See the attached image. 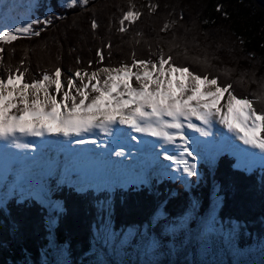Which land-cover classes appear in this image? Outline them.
<instances>
[{"label":"trees","instance_id":"trees-1","mask_svg":"<svg viewBox=\"0 0 264 264\" xmlns=\"http://www.w3.org/2000/svg\"><path fill=\"white\" fill-rule=\"evenodd\" d=\"M60 2H38L35 18L52 17L50 25L35 26L41 30L39 36L0 43L5 49L0 75L27 68L25 79L31 82L41 78L44 70L59 66L66 77L77 68L91 71L131 63L133 55L156 60L158 51L168 54L171 49L178 64L217 75L221 84L233 85L238 97L252 98L257 111L264 110V99L259 98L264 96V0H89L87 5L68 7ZM132 5L142 15L134 23L125 22L127 31L121 32L122 13ZM151 5L158 7L152 11ZM93 19L96 29L91 27ZM165 24L170 27L162 30ZM201 173L205 179L188 190L170 179L160 184L154 179L151 189L141 185L111 192L61 187L57 197L63 200V209L52 212L57 217L52 252L46 209L28 198L19 203L12 199L6 210L0 208V264H136L134 252L148 236L160 248L171 242L181 245L186 231L174 236L166 226L178 224L191 212L196 198V214L206 216L214 193V223L233 233L240 250L261 245L264 174L236 168L227 154L221 156L212 176L205 167ZM101 200L110 202L108 212L99 206ZM159 207L162 214L153 218ZM195 225L193 217L189 226ZM127 230L132 235L122 245ZM144 232L147 236L141 237Z\"/></svg>","mask_w":264,"mask_h":264},{"label":"snow or ice","instance_id":"snow-or-ice-1","mask_svg":"<svg viewBox=\"0 0 264 264\" xmlns=\"http://www.w3.org/2000/svg\"><path fill=\"white\" fill-rule=\"evenodd\" d=\"M88 3L89 0H70L67 6ZM150 7L155 11L158 5ZM141 15L134 5L130 6L122 13L119 31H127L125 22L134 23ZM51 23L49 16L2 30L0 43L39 36L41 30L35 26ZM91 27H98L95 19ZM169 27L165 24L162 30ZM4 52V47L0 46V64ZM98 56L102 62V50ZM91 63L89 61V66ZM204 63L207 64L206 59ZM23 64L21 60L20 65ZM27 71V68L17 67L0 75V140L16 148L34 146L21 143V137H63L68 139L69 148L73 143L94 144L95 140L83 139L94 130L113 137L115 142L123 136L116 126H127L131 132L158 138L162 141L160 147L165 149V158L183 164L182 171L187 176H196V163L185 159V156L195 159L185 130L208 137L213 123L218 122L244 145L264 153V136L261 135L264 110L257 111L254 99L238 97L233 85L221 84L217 75L206 71L196 73L189 66L178 64L171 49L168 54L158 51L156 60L136 59L133 55L131 63L91 71L77 68L66 77L57 66L52 71L44 70L41 78L28 82ZM133 79L137 82L135 86ZM259 98L264 99V96ZM77 137L79 139H75ZM130 138L137 139L136 136ZM165 145L178 148L179 156L168 155ZM115 154L123 156V148Z\"/></svg>","mask_w":264,"mask_h":264},{"label":"rangeland","instance_id":"rangeland-1","mask_svg":"<svg viewBox=\"0 0 264 264\" xmlns=\"http://www.w3.org/2000/svg\"><path fill=\"white\" fill-rule=\"evenodd\" d=\"M1 1L4 3L8 2V4L4 6V9L2 8V12L0 13V31L18 28L30 22L31 20L36 19L34 12L36 9L37 0H7V1L1 0ZM60 3L63 7H68L67 5H69L70 0H61ZM45 14L47 15L48 12L46 11ZM132 83L135 86L137 82L133 79ZM223 102L224 101H222V103ZM213 126L214 127H213V131L211 132V135L206 138H204L203 136L201 137L199 133H196L197 135L193 134L194 136H197L198 138H202L205 140L211 137V143L209 144L208 149L204 147V143L202 144L200 143V145L196 146L198 147L199 150L196 148L190 149L193 151V157H195L194 160L192 157H188V158L187 156L185 157V159L187 158L186 159L187 161L191 163H196L197 165L196 176H187V174L183 173L182 171L184 166L183 164H180V167L177 165L173 166L170 163V161H168L165 158V153L163 152V149L160 146H155V148L145 147V149L141 150L135 142H133L134 144H131V143H127L126 141H120L117 144L119 147L116 149V152L117 150L119 152L121 148H123L124 155L117 157V155L115 154L116 157L115 156L113 157V159L110 161L111 163L107 162L109 163V165H107L108 168L106 169L101 168L102 165L99 169L97 168L98 170H94L93 168H90L89 165L92 166L93 164L91 160H87V158L83 156V154L78 156L79 159L76 158L72 161L73 163L79 165L81 169L85 171V174H87L88 177L81 178L80 176L77 175V172L74 170L75 167L71 164L72 162H70V159L74 156L73 154H67V155L63 154L61 156L63 158L62 159L63 161L61 160V157L60 160L65 165L61 167V163H59L57 166L58 168L59 167L61 168V171L59 169H55L53 171V176H52V171H49V175H51L49 178L52 180L51 182H48L47 173L45 175V180L49 183V189L47 186L48 190L45 187L43 188V190L46 193V196L44 195L46 199H44V197L42 196L39 197L34 194L33 191L34 184L31 183L29 178L28 179L23 178L22 180H18L20 182L14 183L13 180L15 178L9 176V178H7L5 182L0 186L1 187L0 203L4 202L7 195L15 194L16 189H18L19 194L21 193V195L23 196L25 195L31 197L35 196L34 198H37L42 204L46 206L48 205V207L51 210L60 209L59 201L57 202L56 200L52 201L51 199H48L50 197L48 196L49 190L52 188L51 192H53V190L55 189L53 180L55 183V180L57 179L58 171H60V174L62 173V175L66 177L67 183L74 184L76 187L93 186L97 189H105L107 191L112 190L117 185L126 187L127 185L132 183L138 184L145 181L148 184H150L149 181L152 178V176H156L160 180L163 178L174 179L180 176L186 189L188 187L191 188L194 185L196 186L198 183H200L201 180L205 179V176L203 174H200L198 171L199 164L205 165L206 166L205 169L212 171V169L214 168L216 155H218L219 150H221L218 148H222V146H223L222 153L230 154L231 156H233L235 158L236 167L238 168L245 169L246 171H251L255 169L256 166L263 165L262 162H259L258 163L259 165L256 164L257 162H255L254 165L252 166L251 161L254 160L257 161L258 159L264 158V156L260 155L264 153H261L257 149L252 150L250 146H248L249 148L246 147L247 145H245V147H242V145L244 144L238 138H236L233 133H232L233 138L229 139L228 141L225 140L223 142H220L219 137L224 133L227 134L228 131L225 130L223 133V129L226 128H224L223 125H220L218 122H214ZM118 127H121L123 129L126 128V126H119V125ZM128 134H132V133L129 132ZM213 134L215 137L213 136ZM130 136L131 135H129V137ZM143 136L149 139H154V140L158 139L144 134ZM129 137H127V141L129 140L128 142H131L130 140L131 138ZM21 139L22 137L20 138V140ZM136 140H138V138ZM158 141L160 140L158 139ZM216 141H219L220 144L215 148ZM1 142L4 141L0 140V143ZM21 143H23V141H21ZM190 144L193 145V143ZM9 145L10 144H8L6 148L1 147L0 152L2 151V153H0V155L2 156V158L0 160L4 159L6 153H9L10 150ZM41 145L44 146L45 149L48 148V143H41ZM167 146L173 148V146L171 145H167ZM202 149L204 150L202 151ZM254 150H256L255 152L257 153V155L251 154L249 152ZM26 151H30V150L26 149ZM96 151H98L97 153H99V156H101V153L103 154L101 150H96ZM146 151L149 152L146 153ZM21 153H23V150L21 151ZM153 154L155 156V159L151 158ZM247 155L251 156V161H250V157ZM146 156L151 158L148 163V166L145 165L143 161V158ZM107 163H103V164H107ZM66 164H70V165L67 167ZM115 165H119L120 167L113 169L112 167ZM144 167L147 168L149 167V168L145 169ZM16 172L17 171H12L10 172V174L14 175ZM77 178H80V180H78ZM33 180L34 178L32 179V181ZM60 181L61 180H59V182ZM6 184H7V189H5ZM213 195H214L213 197L215 198L213 200L212 197L210 203L211 207L206 216L202 217L196 214L197 211V202H196L197 198H196V200H193V206L191 208V212L188 211V213L184 214L178 224H170V226L169 225L166 226V231L170 232V234L172 233L174 236L179 235V232L181 230L186 231V235L183 236L184 238L181 240L182 241L181 245L180 243L179 245H177L171 242L168 245L169 247L160 248V245L157 243V240L152 236H148L147 239L143 241L142 246L139 249H136V251L134 252V256L136 257L135 263L136 264L138 263L139 264H154V263L264 264V240L263 243L259 246L255 245L245 250H240L236 246L233 233L229 229H224L220 225H216L214 223L212 218L216 212L215 203L217 202V198L215 193ZM47 199L51 200L52 202L51 201L50 202L53 205L48 204V202L45 201ZM19 202H21V200L18 201V203ZM161 214L162 211L161 208L159 207L158 209L157 208L155 209V212L153 213L152 216L153 218H157V215L159 216ZM193 217L196 219V225L194 226V228H190L189 222ZM46 223L48 227L51 228V226H49L51 220L47 218ZM131 235L132 233L128 230L123 233L121 237L122 245L128 243V241L131 238ZM144 236H147L146 232H144V235H141V237ZM179 238L181 239V237ZM52 239L53 237L51 234V240ZM51 249L52 252L54 247H51ZM118 253L121 254V251L118 250ZM43 258L49 261V258L47 256L45 257L43 255Z\"/></svg>","mask_w":264,"mask_h":264},{"label":"bare ground","instance_id":"bare-ground-1","mask_svg":"<svg viewBox=\"0 0 264 264\" xmlns=\"http://www.w3.org/2000/svg\"><path fill=\"white\" fill-rule=\"evenodd\" d=\"M7 4L8 2L4 3L0 0V9H1L0 13L2 12V8L4 9V6ZM213 127L211 128V132L213 131ZM128 132L132 133L133 135L136 134L134 135L138 138V140H136V143L139 144V142L142 141L141 140L143 139V137L141 136L142 134L131 132L129 131V129H128ZM93 133L94 135L92 136L93 138L91 140H95L96 143L94 144L93 143H85V144H74L73 143L71 144L70 148L68 147V139L63 138V137H57V136L22 137L20 142L23 141V143H31L34 145L33 148L28 149L32 151L31 154L23 156L21 155V151L22 150L25 151V149L27 148L19 149V148L14 147L13 145H9L10 146L9 153L5 154V157L0 165V176L2 180L4 179L5 181V179L9 176L8 171L11 170V167L19 166L18 168L20 169V171L18 173V177H15V178L17 179V178L23 177L24 175H27V173H31L34 178V180L32 181L34 184V188H33L34 194L39 197L42 196L44 197V199H46V197L44 196V193L42 192L40 185H43L46 188L47 186H49L48 182L45 180V175L46 173L49 172V170L53 167V165H55L56 160L59 159V157L57 156V152H59V150L62 151V154L64 152H69V153H74V154L76 153L79 156L83 154V156H85L88 160H91L93 165L92 166L89 165V167L93 168L94 170H98L97 168H100L103 163H107L112 160V158H110L109 155L116 152V149H114L115 146L113 148H109L107 145L103 144V142L105 141L104 136H107V135L102 134L99 130H94ZM190 133L191 134L189 135V141L191 142L189 143H193L192 146L194 145L198 146L200 145V143L201 144L204 143V147L208 149V146L211 143V137L205 140L202 138H198L197 136H194L197 134L195 132H192V130H190ZM125 135L127 134L123 133L122 141L128 142L129 140L127 141V137H125ZM229 139H231L230 133L229 132L227 134L224 133L223 136L220 138V142H223L225 140L228 141ZM220 142L216 141L215 148L220 144ZM41 143H48V148L47 149L44 148V150H45V153H47L48 156H50V158L44 159L42 155L38 152V147L42 146ZM161 143L162 141H158V140H154V141L148 140L146 142L145 147L155 148V146H160ZM5 144L7 145L8 142L4 141L0 143V146L1 145L4 146ZM174 148L173 150H170V152L167 150V153L169 152L170 155L174 154L176 156H179L180 150L178 148H175V149ZM166 149H168L167 146H166ZM218 149H221V148H218ZM96 150H101L103 154L101 153V156H99V153H97L98 151ZM163 150L165 151V149ZM249 152L251 154L257 155L255 151H249ZM0 153H2V151ZM25 153H28V152H25ZM1 158L2 156L0 157V159ZM151 158L155 159L154 154L151 156ZM151 158L147 156L145 157V159L143 160L145 165L148 166V163ZM45 201L48 202V204L53 205L48 199ZM53 243H54V240H53Z\"/></svg>","mask_w":264,"mask_h":264},{"label":"water","instance_id":"water-1","mask_svg":"<svg viewBox=\"0 0 264 264\" xmlns=\"http://www.w3.org/2000/svg\"><path fill=\"white\" fill-rule=\"evenodd\" d=\"M217 164H218V163L216 162V164H215V166H214V168H213V170H212V174H211V175L214 174L215 169H216V167H217ZM53 222H56V219H54ZM54 228H55V225L52 224V226H51V234H52L53 240H54V238H55V231H54ZM52 247H54V244L52 245Z\"/></svg>","mask_w":264,"mask_h":264}]
</instances>
